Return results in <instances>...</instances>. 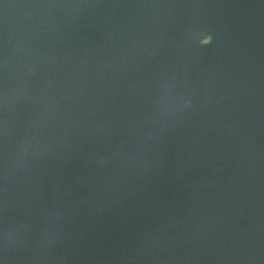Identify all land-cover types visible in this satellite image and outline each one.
I'll list each match as a JSON object with an SVG mask.
<instances>
[{
    "label": "water",
    "instance_id": "obj_1",
    "mask_svg": "<svg viewBox=\"0 0 264 264\" xmlns=\"http://www.w3.org/2000/svg\"><path fill=\"white\" fill-rule=\"evenodd\" d=\"M0 264H264V0H0Z\"/></svg>",
    "mask_w": 264,
    "mask_h": 264
},
{
    "label": "clouds",
    "instance_id": "obj_2",
    "mask_svg": "<svg viewBox=\"0 0 264 264\" xmlns=\"http://www.w3.org/2000/svg\"><path fill=\"white\" fill-rule=\"evenodd\" d=\"M211 39H212V37L211 36H208L205 39H203L201 41V43L204 44V45H207V44H209L211 42Z\"/></svg>",
    "mask_w": 264,
    "mask_h": 264
}]
</instances>
